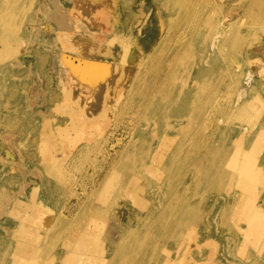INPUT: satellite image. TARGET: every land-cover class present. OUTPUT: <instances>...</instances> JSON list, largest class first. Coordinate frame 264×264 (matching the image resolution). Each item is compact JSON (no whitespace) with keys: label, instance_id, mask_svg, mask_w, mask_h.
Returning a JSON list of instances; mask_svg holds the SVG:
<instances>
[{"label":"rangeland","instance_id":"rangeland-1","mask_svg":"<svg viewBox=\"0 0 264 264\" xmlns=\"http://www.w3.org/2000/svg\"><path fill=\"white\" fill-rule=\"evenodd\" d=\"M237 1L241 0H211L208 7H197L190 22L175 26V38L172 36L175 52H170L168 48L161 49L168 26L164 28L165 17H161L158 3L153 0H0V6L5 4V8H0V24L7 22V29L0 36V238L7 245L3 249H11L18 238L17 232L24 230L38 235L37 243H25L40 248L38 258L44 255V235L38 229L39 224H46L44 212L53 220L52 224H58L61 217L70 221L67 223L73 226L70 234L78 235L85 220L99 213L85 214L75 222L82 203L99 198L102 185L109 183L108 188L118 190L120 186L113 176V172H119L118 165L130 159V171L133 172V161L138 158L143 161L142 156L150 149L151 155H167L169 165L173 164V169L183 172L182 184L175 190V210L178 204L183 215L188 207L195 209L191 218L197 221V227L191 225L179 229L176 237L182 244L176 243L173 264H264V254L258 249L264 244V129L260 130L264 124V0ZM171 5L175 8V0ZM5 14L7 18H4ZM198 14L203 19L198 17L193 22L194 15ZM177 15L175 12V18ZM237 20L242 22V27ZM204 21L210 26L206 27ZM215 21L220 22V27L229 28L228 31L231 27L238 29L242 35L236 38L237 41L227 43V50L210 56L207 63L204 51L195 50L189 55L187 62L193 63L198 58L205 60L199 61V68L193 67L191 74H198L200 68H204L205 75H213L215 87L211 83L215 92L209 109L213 108L215 114L210 112L207 120L201 119L192 136L202 138L203 144L225 143L236 151L227 155L228 160L230 156L232 158L222 173L223 179L219 176L213 184L193 187L191 181L198 178L197 181H202L203 178L192 166L193 153L197 152L193 151L194 147L188 149L192 152L189 160L184 165L179 163L186 158L183 142L189 133L177 140V133L168 131L166 121L144 122L146 111L151 109L154 101L166 110L175 109V113L188 106L180 98H175L169 105L170 101L161 100L155 95V88L147 85L142 96L138 91L142 82L143 86L145 84L144 78L141 79L145 61L152 62L151 78L157 76L153 71L163 60L166 71L174 68L180 61L179 44L189 39L191 28L199 24L193 42L205 45L207 49L208 39L214 32L212 27L217 28ZM230 46L233 51L229 50ZM12 51L15 54L7 55ZM151 53L149 58L146 57ZM188 67L185 63L184 73ZM135 74L140 80H136ZM178 89L175 87V93ZM149 91L153 95L147 100L143 94ZM241 93L242 98L239 97ZM243 101L248 102V106ZM243 105L247 110L237 113ZM219 115L224 117L226 125L223 131L212 134V119ZM242 127L246 128L243 130ZM256 132L261 136V150L249 147L252 140L257 141ZM174 135L175 141L163 149L160 142L163 137L173 138ZM178 145L181 150L175 152ZM146 156L149 157L147 152ZM152 163L156 168V163L151 160L145 164ZM184 166L191 167L188 170L190 176ZM121 178L126 181L127 176L122 174ZM148 184L156 203L167 199L169 185L165 176L160 183L151 178ZM178 184L175 181V187ZM241 189L247 192L244 194ZM108 193L109 189L104 195L106 201L109 195L114 196ZM35 212L37 216H34ZM241 214L244 216L240 217ZM90 225L89 231H94V224L90 222ZM105 229L106 225L103 226ZM200 236L209 238L208 247L199 244ZM57 245L53 255L59 260L61 249ZM235 251L242 253L240 258L234 257ZM8 252L3 254L4 263L11 260L7 257ZM46 255L39 260L48 262ZM35 262L38 260L23 264Z\"/></svg>","mask_w":264,"mask_h":264},{"label":"bare ground","instance_id":"bare-ground-1","mask_svg":"<svg viewBox=\"0 0 264 264\" xmlns=\"http://www.w3.org/2000/svg\"><path fill=\"white\" fill-rule=\"evenodd\" d=\"M16 1H18V0H16ZM172 1L173 0H153V2L158 3L157 6H159V11L161 12V17L162 16L165 17V18H163L164 28L166 26H168L166 39H164L166 41L164 42V46L161 49L167 50V48H168V51L170 50V52H172V51L175 52V42H173V37L176 34L175 33V26H177V23H178V27H179L180 23L190 22V20L193 18V14H194L195 10H197V7H199L200 5H204V6L207 5V7H208L209 4L211 3V0H175V8H174V6L171 5ZM241 1H243V0H241ZM241 1H237V2H241ZM229 2H230V0H229ZM220 4H222V2H220ZM129 5L130 4H127V7H129ZM213 5L216 6V4H213ZM1 7L5 8V4H2L0 6V8ZM247 7H248V3H247ZM261 10H262V8H261ZM251 11H253L252 8H251ZM258 11L260 12V10H258ZM262 11H264V9ZM262 11L260 13H262ZM175 12H177L178 18H175ZM259 12L257 13L258 14L257 16L260 15ZM251 13H254V12H251ZM0 14H2V12H0ZM171 15H173V16H171ZM261 15L263 16V14H261ZM247 16L248 15H246V17ZM198 17L200 18L201 14H198V16L194 15L193 22H195L196 19H198ZM210 17H209V19H210ZM214 17H217V15H215ZM246 17H245V19L249 20V18H246ZM0 18H1V15H0ZM4 18H7L6 14H5ZM219 18L220 17H218V19ZM209 19H207V20H209ZM212 19H213V16H212ZM254 19H257V17ZM258 19L261 20V18H259V17H258ZM233 20H235V19H233ZM241 20H242V22L244 21L243 19H241ZM255 21H257V20H255ZM202 22H203V20H202ZM237 22H238V20H237ZM242 22L241 23L238 22V24L242 25ZM254 22H253V24H254ZM6 23L7 22L5 21V22L0 24V36L4 35L5 29H7ZM215 23H217V21H215ZM219 23L220 22H218L216 24L217 25L216 29H215V27L214 28L212 27L213 26V24H212V26H211L212 30L214 29V32L211 31L212 34L210 33L211 29L210 28L207 29V30L210 29L208 31L209 32L208 35L211 34L210 40L207 38L208 42H209V44L207 45V49H206L205 45L194 44V42H193V37L195 36V33L197 32V29H198L197 26L199 24L197 26H194L191 28L189 39L186 38V40L180 42V44H179V48H178L177 53L179 54V57H180L179 60L180 61H179V65L178 64L175 65V67L178 65V67H176L177 68L176 70H175V67L174 68L170 67L168 69V71H166L164 69L165 67L163 68L164 60L161 62L159 61L161 64L158 63V67L153 71V74L156 72L157 76L154 78H151L150 74H151L152 69L150 66H151L152 62H149V60L145 61L147 63H145V68H143L144 69L142 72L143 76H141V79H142V77L144 78L145 84L143 86V82H142L141 89H140L141 91L139 89L138 90L140 92L137 90L138 93L141 95V93H143V91H144L145 86L147 85L149 88H155V95L158 96L161 100L170 101L169 105H171V102H175V98H180V100L188 106L187 108H185V110H179L175 113V109H171V111L166 110V109L162 108V104H160L157 101H154L152 106H151V109L149 111H146L147 118L145 119L144 122H147L148 120H150L151 122L161 123L160 119L166 121V126H168V128H169L168 131L171 134L177 133V135H178L177 140H182L189 133L188 137L183 142V149H184V154H186L185 155L186 158L184 159V157H183L184 162L181 160L179 163L184 165V163L189 160L190 153H192V152L189 153L188 149H189V147H191V148L194 147V148H192L193 151H197V152L193 153L195 155H194V157H192V160H193L192 166H193V168H197L196 172L199 175L202 174L203 178H202V181H197V180H199V178L196 181L194 180L195 182L191 181L190 183H191V185H193V187H198L199 185H202V184H213V182H215L217 180V177H219V176H221L223 179L222 173L226 169V167L229 166V162L231 161V158H232V156H230V159L228 160L227 155L231 152L233 153L234 152L233 150H235L232 147H228V145H226L225 143H223V144L218 143V145H214L215 143L203 144V142L201 140L202 138L200 139L199 136H198V138H194L192 136L193 130H195L196 127L198 128V123H200V120L201 119L207 120L208 113L212 112L213 108L211 109V111H209V109L211 108V105L213 104L212 101L214 98L212 96H213L215 91H213V88L210 86L212 83V80H213V75L212 76H208V74L205 75L204 72H206V71L204 68H200V72L198 74H195V75L191 74V70H193V67L195 68L197 64H201L200 62H202L203 59L198 58L196 60L194 59V61H193V59H191L193 61V63L187 62L188 58L190 57L189 55L192 53H195V50L196 51L197 50L198 51H204L206 53V58H205L206 61L205 60L204 61L207 63L210 56L214 55L216 52L219 53V51L222 49L227 50L228 49V48H226L227 43H229V42L231 43L232 40H234V39L236 40V38H239L242 35V33L238 29L234 30L231 27L230 31H228L229 28L225 29L224 25H221V24H220L221 25V27H220ZM250 23H252V22H250ZM204 24H206L205 21H204ZM233 24H235V23H233ZM209 26H210V24L207 25L206 27H209ZM235 26H236V24H235ZM202 27H203V25H202ZM231 29H233V30H231ZM262 29H263V27H262ZM207 30H205V31H207ZM10 33H12V32H10ZM205 36L207 37V35H205ZM205 36H204V38H205ZM208 37H210V36H208ZM243 39H245V38H243ZM240 40H238L239 43L241 42ZM234 42H232V48L234 47L233 46ZM235 44H237V43H235ZM230 48H231V46H230ZM230 48H229V50L233 51V49L231 48L232 49L231 50ZM238 48L239 47L236 46V49H238ZM236 49L234 50L235 52H236ZM140 50H142V49H140ZM229 50L227 52L233 53V52H230ZM204 52H202V53H204ZM12 54H15V52L12 51L11 53H9L7 55H12ZM236 54H237V52H236ZM150 55H152V53L146 54V57L149 58ZM226 55H228V54H226ZM232 55H234V54H232ZM202 57H203V55H202ZM191 60H189V61H191ZM231 60H233V59H231ZM171 61H173V60H171ZM185 63H188V66H189L185 71L186 76H185L184 69H183V67L185 66ZM226 63L228 64L229 62H226ZM146 64H147V66H146ZM169 64H171V63H169ZM167 66H169V65H167ZM230 66H233V65H230ZM197 67L199 68V65H197ZM235 67H237V66H235ZM237 69H238V67H237ZM138 70H140V69H138ZM135 71H137V70H135ZM223 72H225V71H223ZM231 72H233V71H231ZM139 73H141V72H139ZM211 73H213V72H210V74ZM226 73L229 74V72H227V70H226ZM227 74H226V76H227ZM219 75H220V73H219ZM230 75H232V74L230 73ZM135 76H136V74H135ZM229 77H231V76H229ZM138 79H139L138 76H136V80H138ZM247 79H248V77H247ZM232 80H233V78H232ZM216 81H219V80L217 79ZM212 84L214 87V83H212ZM218 85H219V83H218ZM175 87H176V89L179 88L177 93H175ZM210 88H212V90ZM129 89H131V88L129 87ZM129 89H128V91H129ZM215 90H217V89H215ZM68 94H70V93L68 92ZM136 94H137V92H136ZM218 94L219 93H217V95ZM143 95L145 96V99L148 100L150 98V96H152L153 94L151 91H149V93L147 92L146 94L144 93ZM132 96H134V95H132ZM242 96H243V94L241 93L239 95V97L242 98ZM117 99H119V98H117ZM244 102L245 101H243V103ZM247 103H244V104L246 105ZM259 103H261V102H259ZM245 105H243L242 108L240 107L241 108L240 111L238 109V112H237V110H236V112L239 113V112H242L244 110H247L246 106H248V105H246V106ZM232 110H231V112H232ZM212 113L215 114V112H212ZM222 118H224V117L222 115H219V116H216L215 118L212 119V122L214 124V126H213L214 130H213L212 134L217 133L218 131L224 130L226 123L224 122V120ZM180 120H182V121H180ZM169 121H172L173 123H169ZM245 128L246 127H242L243 130ZM262 129H264V124H262L260 126V130H262ZM230 131H231V129H230ZM239 134H241V132ZM260 137L261 136L258 132L257 133V141L252 140V142L250 143L251 146H249V147H251L253 149L256 148L257 150H261L262 145H261V140L259 141ZM173 141H175V135L173 138H170L168 136H164L162 141H160L161 147L163 149H165V147ZM233 145L234 144H232V146ZM233 147H237V145H234ZM200 148H203L204 150L201 151ZM240 149H243V148H240ZM159 150H161V148ZM179 150H181V145L176 146L175 152H178ZM238 151L240 153L239 149H238ZM146 152L149 155V157L146 156ZM146 152L142 156L143 161H141L140 158L133 161V165H132L133 172L130 171V169H131L130 159H129V162L127 160H124L123 163H120L118 165L117 170L119 172L118 173L113 172L114 179H116L118 181L116 184H118L120 186V188L118 190L115 191V190H111L110 188H108V186L110 185L109 183L107 184V186L102 185L101 186V193L99 194V198H91L90 200L86 201L85 203H82V205L79 208V213L77 214L75 222H79L80 218L82 216H84L85 214L92 215V213L94 211H99V213H98V215L92 216L88 220H85V222H86V223H84L85 226H81V232L78 235L70 234V233H73L72 232L73 226L67 225V223H69L70 221L66 222L65 220L62 219L61 216H58V217H61L60 222L58 224H56V223L52 224L53 220H50L48 215L44 212L42 214V216L45 218L44 220H46V221H44V222H46V224L44 223L45 227L41 228V226L44 225L42 223V224L38 225V229L44 235L42 237V241L44 244L43 250H44L45 254L38 258L39 254H40V248L35 247L31 244L29 245V244L25 243V242L37 243L38 238H39L38 235L34 236L33 234H31V232H25L24 230H22L23 233H21L20 231L17 232L18 238H16V241L11 246V249H8V247L6 250L3 249V247L6 244L0 238V250L2 251V254H0V264H23V262H25V261L28 262L29 260H38V262H35L32 264H57V261L60 262V264H171V262H172V264L175 263L176 243L179 246L182 244L179 241H177L178 238L176 237V234H178V232L180 231L179 229H181V228H184V227L188 228L191 225L197 227V221L196 220L193 221V219L191 218L195 214V209L188 207L184 211V215H183V210H180V206L178 204L176 207V210H175V190H178L180 183L182 184V179L184 178L183 172L180 170H177V168L173 169L172 168L173 164L169 165L170 161L168 162V156L167 155H164L163 153H160V154L155 153V154L151 155L150 149L147 150ZM196 154H198V156H196ZM249 158L251 159V157H249ZM147 160H151L154 163H156V166L154 165L156 168H154L152 166L153 163L151 165L146 166L145 163ZM190 160H191V158H190ZM241 160H243V159H241ZM246 162H248V159ZM246 162H244V163H246ZM117 164H118V162L112 166V169L115 168L117 166ZM184 167H185V172L190 176L188 170H189V168L191 169V167L190 166H188V167L184 166ZM239 168H241V167H239ZM248 168H249V166H248ZM161 169L163 171H160ZM246 169H247V167H246ZM164 170H165V172H164ZM247 170L249 171V169H247ZM122 174H125V176H127L126 181L122 180V178H121ZM164 176H165V181H167V183L169 185V188L167 189V192L169 193V195H168L166 200H163L160 202L158 201V203H156L155 202L156 197L153 196L152 188L150 187V185L148 183L151 182V178L153 180H155L156 182L160 183ZM119 180H121V181H119ZM175 181L179 182V184L176 187H175ZM254 181H255V179H254ZM250 182L252 183V180ZM92 183H93V186H95L94 185L95 180ZM248 184H250V183L248 182ZM250 186H249V188H252ZM231 187H232V185H231ZM233 188H235L234 185H233ZM242 188H244V186ZM249 188H246V190ZM108 189H109V193H112L114 196L109 195V200L106 201L104 195ZM225 190H227V189H225ZM238 190L240 191V188ZM241 190L243 191V189H241ZM227 191H225V193ZM246 192H244V194ZM249 192L251 193V190H249ZM253 192H254V190H253ZM250 193H248V194H250ZM113 197H114V200H113ZM109 201H111L112 203H110ZM187 201H189V196L187 197ZM262 201H263L262 203H264V199H262ZM189 204L190 203H188L187 206ZM77 205L79 206L80 203L78 202ZM181 206L185 207L182 204H181ZM175 211L177 212V217H179V218L175 217ZM250 211H249V214H250ZM249 214H248V216H249ZM11 215H13V211H12ZM34 216H37L36 212H35ZM40 216H41V212H40ZM243 216L241 214L240 217H243ZM132 218H135V219L133 220ZM245 218H247V217H245ZM90 222L94 224L93 225L94 231H89V227L91 226ZM243 222H245V220ZM34 223H35V221H34ZM105 225H106V229L103 230V226H105ZM104 232H106L107 234H102ZM262 236H264V235H262ZM184 237H185V235H184ZM200 237H201V239L199 241L200 242L199 244L205 245V247H208L209 242H210L209 238H204L202 236H200ZM240 240H242V238ZM46 244H47V246H46ZM57 244H59V248L61 249L59 260H56V258L53 255V252H54L56 246H58ZM258 249L261 251V254H264V244H263V247L261 246ZM8 250H9V252L7 254V257H11V260H6L4 263L2 260L4 257L3 254H5ZM241 254L242 253L240 251L239 252L235 251L234 257L240 258ZM45 255L48 258V259H46V260H48V262H46L45 260L41 262L39 259H42V257H44ZM143 255H145V257H143ZM131 257H132V259H131Z\"/></svg>","mask_w":264,"mask_h":264}]
</instances>
